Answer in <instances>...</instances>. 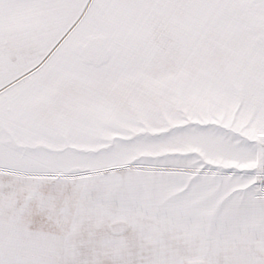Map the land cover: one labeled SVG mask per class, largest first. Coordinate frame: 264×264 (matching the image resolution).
Instances as JSON below:
<instances>
[{"label":"snow or ice","instance_id":"snow-or-ice-1","mask_svg":"<svg viewBox=\"0 0 264 264\" xmlns=\"http://www.w3.org/2000/svg\"><path fill=\"white\" fill-rule=\"evenodd\" d=\"M0 264H264V0H0Z\"/></svg>","mask_w":264,"mask_h":264}]
</instances>
